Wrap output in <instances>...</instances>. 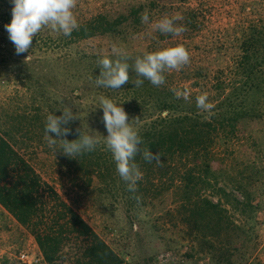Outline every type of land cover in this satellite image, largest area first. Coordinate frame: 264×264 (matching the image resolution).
Masks as SVG:
<instances>
[{
	"label": "rangeland",
	"instance_id": "obj_1",
	"mask_svg": "<svg viewBox=\"0 0 264 264\" xmlns=\"http://www.w3.org/2000/svg\"><path fill=\"white\" fill-rule=\"evenodd\" d=\"M11 2L0 0V131L121 256L119 264H221L209 255L191 252L189 256L194 243L185 238L177 213L174 219L169 214L176 206L174 192L162 191L163 185L154 175L150 177L160 186L159 191H143L137 203L126 192L121 177L113 175V181L101 161H94L90 174H85L71 166L62 151L49 148L46 118L57 112V116L62 115L61 110L70 108L84 131L104 139L95 124L101 105L92 96L70 98L69 91L82 82L74 80L77 69L71 60L82 53L109 55L113 45L136 55L183 45L190 53V63L180 71L166 72L168 83L175 88L187 87L191 95L207 93L213 101L224 97L218 95L214 83L221 81L229 93L232 85L243 79V74L235 71L236 63L252 32L264 34V0H77L73 12L78 24L98 13L128 19L114 32L73 42L62 32L45 27L33 38L29 51L19 55L5 27L13 19ZM133 9L138 11L135 15ZM146 10L147 24L141 21ZM189 13L192 22L187 20ZM165 17H180L175 24L186 31L173 36L155 30L153 24ZM261 37L254 44L256 63L264 61ZM261 69L264 78V67ZM198 72L206 76L199 78ZM198 80L201 87L196 84ZM260 102L262 116L242 121L239 135L230 144H216L218 153L229 149L219 183L231 194L232 203H224L229 209V223L236 225L230 230L232 240L242 242L225 264H264V97ZM237 183L244 188L238 189ZM246 194L252 197L250 206H237V201L247 200ZM210 197L218 199V195ZM82 245V240L68 242L62 257L52 264H75ZM23 250L43 255L30 230L0 204V264H18Z\"/></svg>",
	"mask_w": 264,
	"mask_h": 264
},
{
	"label": "trees",
	"instance_id": "obj_2",
	"mask_svg": "<svg viewBox=\"0 0 264 264\" xmlns=\"http://www.w3.org/2000/svg\"><path fill=\"white\" fill-rule=\"evenodd\" d=\"M132 12L135 15L138 11L133 9ZM126 19L128 16L125 15L111 18L105 13H98L79 24L78 30H74L67 38L73 42L114 32ZM187 20L190 22L193 20L190 13ZM261 35L264 36L260 31L252 32L251 37L243 43V53L235 68L238 74H243V79L233 84L229 93H225L221 81L214 83L218 95L225 96L216 97L215 101L209 97V102L214 104L210 112L197 108L198 93H193L190 101L177 99L172 91L175 87L168 83L167 77L165 84L159 87L152 85L143 77H140L144 79L141 87H135L131 81L121 86V89L115 90L98 86L96 78L101 71L98 60L103 56L115 59L112 54L101 56L82 53L71 60L73 68L77 69V72L73 73V78L82 82L72 87L69 91L70 98L82 99L92 96L99 105L100 96L111 99L117 106L124 108L129 116V122L137 118L132 123L143 139V147L153 153L160 152L162 156V166L157 165L155 161L148 163L139 155L135 158L143 178L138 182V191L130 195L142 198V194L149 190L158 192L160 186L152 182L150 177L151 174L154 175L157 182L161 181L162 191L174 192L176 206L175 209L169 210V214L172 219L178 216L180 224L184 227L185 238L194 243L191 244L189 256L192 255L191 252L195 256L199 253L209 255L213 261L221 264L231 261L233 250L238 249L242 242L234 243L232 240L230 230L233 223H229L231 219L229 209L224 203H232L229 198L231 194L219 183L222 176L220 173L227 167L226 152L229 149L225 148L223 153H218L216 144H222L221 142L225 145L230 144L232 139L239 135L242 121L262 116L259 106L264 97V78L261 69L264 67V61L254 62L256 55L254 44L262 39ZM128 55L130 59L127 62L134 67L135 59L143 57L144 54ZM80 67H83L81 74ZM198 74L199 78L206 76L201 75V72ZM135 79L137 76L130 68V80ZM70 80L72 82L71 76ZM196 84L202 86L199 80ZM51 111H54V107H51ZM98 113L100 117L96 119L95 124L100 126L105 139L108 132L103 122L104 113L101 107ZM65 126L72 130L66 137L69 141L79 138L80 132H77V129H80L82 134H93L84 131L75 120ZM64 157L71 166L85 174H90L94 161H101L112 173L113 181H115L113 175L120 177L112 153L107 150L104 141L93 152L84 153L76 158L66 155ZM145 185L147 187H144ZM125 187L127 192V185ZM237 188L244 187L238 184ZM211 194L218 195V199L213 200ZM246 195L247 200L237 201V206L242 205L244 208L250 206L252 197ZM0 204L30 230L48 263L52 264L62 257L63 248L72 240L83 241L82 251L77 252L75 264L122 262L121 256L62 198L54 186L43 179L1 131Z\"/></svg>",
	"mask_w": 264,
	"mask_h": 264
},
{
	"label": "clouds",
	"instance_id": "obj_3",
	"mask_svg": "<svg viewBox=\"0 0 264 264\" xmlns=\"http://www.w3.org/2000/svg\"><path fill=\"white\" fill-rule=\"evenodd\" d=\"M12 3L14 4L13 19L5 27L18 55L29 51L33 38L45 27L62 32L65 36H70L74 30L79 28L73 12L77 6V0H12ZM178 19L180 17H165L155 22L153 27L162 34L179 36L186 31V28L176 26L175 21ZM141 21L145 24L149 23L147 10L142 13ZM111 54L116 58L103 56L98 60V67L101 71L96 78V84L114 90L121 89V86L130 81L135 87H141L144 79L159 87L166 82V72L180 71L190 63V53L183 45L168 47L146 53L143 57H137L134 67L127 62L130 56L125 50L113 45ZM130 68L135 72L137 79L130 80ZM172 91L177 99L183 98L185 101H190L191 91L187 87L173 88ZM196 106L205 112H210L214 108V104L209 102L207 93L196 96ZM101 108L104 113L103 122L108 132L104 144L112 153L117 172L126 183L127 190L135 194L138 191V182L143 178V173L135 158L139 155L148 163L155 161L157 165L162 166V156L160 152L153 153L150 149L143 147V139L132 123L137 118L129 122V116L124 108L117 106L108 98H101ZM74 119L76 115L73 111L65 108L62 115L49 114L45 125V140L49 148L56 152L62 151L70 158L93 152L101 143L98 137L93 134H82L80 129L76 130L80 132L79 138L69 141L66 137L72 130L65 125L70 124ZM51 134H55V137ZM57 141L62 143L57 145ZM132 198L137 203L141 201L140 196L133 195Z\"/></svg>",
	"mask_w": 264,
	"mask_h": 264
},
{
	"label": "built area",
	"instance_id": "obj_4",
	"mask_svg": "<svg viewBox=\"0 0 264 264\" xmlns=\"http://www.w3.org/2000/svg\"><path fill=\"white\" fill-rule=\"evenodd\" d=\"M18 264H47L41 253L23 250L17 257Z\"/></svg>",
	"mask_w": 264,
	"mask_h": 264
}]
</instances>
